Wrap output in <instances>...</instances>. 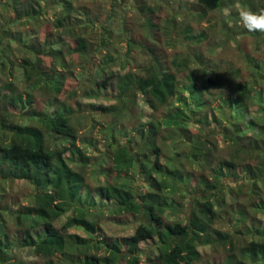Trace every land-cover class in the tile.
Listing matches in <instances>:
<instances>
[{
	"label": "trees",
	"instance_id": "1",
	"mask_svg": "<svg viewBox=\"0 0 264 264\" xmlns=\"http://www.w3.org/2000/svg\"><path fill=\"white\" fill-rule=\"evenodd\" d=\"M42 1L0 0V177L25 180L35 190L26 205L6 199L0 190V211H9L22 229V245L33 249L41 264H118L125 254L140 264L139 245L157 238L158 250L148 255L147 264H201L206 248L216 264H264V53L253 56L245 49L240 66L212 71L204 62L212 53L200 49L207 34H194L185 23L190 17L212 26L209 15L221 13L224 0H196L180 17L163 21L144 0H121L113 5L119 15L110 14L103 23L87 16L80 26L72 21L75 8L64 2L53 21L55 32L43 42L38 35L26 40L21 30L27 26L20 25L43 16ZM127 3L131 8L124 7ZM123 12H133L129 24L131 18L143 23L142 41H127L121 56L114 43L123 39L127 22L113 24ZM222 26L229 31L221 29L223 35L239 39V22L230 26L224 20ZM94 30L97 46L90 40ZM162 31L165 45L158 37ZM174 32L195 45L183 53L200 63L199 69L165 74L158 56L167 54ZM253 36L255 43L264 42ZM102 47L108 50L102 56L105 67L122 66L110 106L97 102L110 80L97 79L103 67L81 74V80L74 78L70 62L75 55L92 62ZM136 50L150 64L142 72L129 68ZM172 55L175 64L183 61L184 54ZM48 57L54 61L49 68L43 65ZM70 78L81 83L78 112L62 93L71 92ZM38 91L57 103V111L42 109L40 101L36 106ZM91 176L97 185H90ZM229 197L228 211L217 210L216 204L227 206ZM109 202L112 215L139 220L127 240L138 254L100 238L98 225ZM169 209L175 210V220L166 218ZM61 217L65 223L59 229L55 223ZM220 221L229 230L217 228ZM38 228L41 232L34 233ZM9 238L0 212V264H27L12 260Z\"/></svg>",
	"mask_w": 264,
	"mask_h": 264
},
{
	"label": "rangeland",
	"instance_id": "2",
	"mask_svg": "<svg viewBox=\"0 0 264 264\" xmlns=\"http://www.w3.org/2000/svg\"><path fill=\"white\" fill-rule=\"evenodd\" d=\"M148 3V5L153 8L155 12V16H158L163 21L164 18L173 17V15H178L180 17L181 14H184L183 10L185 7L191 8L194 7V3L196 0H179L181 7L178 4L177 0H172V5H167L165 0H144ZM64 2H69L73 5L75 8V12L72 17V21L76 24L81 23L82 21L86 20L87 16H90L93 19H98L100 23H103L106 19H108L110 14H113L116 10H118L119 7L113 8V5L116 3H121V0H47L42 1L40 8L42 11H44L43 16H41L39 19L31 20L29 22H24V25L20 26H27L24 29L21 30L22 37L24 36L26 40H29L30 37H37V35L42 39L41 41H45V37L54 29L53 21L56 19L57 13L60 11L59 5H61ZM133 2L132 0H129L128 3ZM126 4L124 7L131 8V5ZM124 4V3H122ZM121 4V5H122ZM239 4L243 8H249L254 11H258L261 8H264V0H224V6L221 11V13L210 14L209 17H212V26H209L210 23L208 21H203L198 23L196 20L191 22V18L187 17L186 24L191 25L192 32L194 34H200L202 32L207 34V41L204 42L201 46V50H206L205 53H212L210 55V59L207 61V59L204 61L205 63L209 62L210 68H212V71L214 70H224L228 67H234V66H240L242 63V57L241 54L244 52V50H248V53L257 56H261L264 53V42L263 39H260V43L258 42V39H256V43L254 42V36H262L264 37V32H249L246 28L243 27L242 23L240 22L239 14L236 9V5ZM116 9V10H115ZM227 9V11H225ZM86 11V13H82V11ZM120 11V10H119ZM118 11V12H119ZM83 14L82 16L81 13ZM114 13L113 15H119V13ZM200 12V11H199ZM80 14V15H79ZM125 16H119L113 26L117 27L119 25L124 26V23L129 20L128 17L133 16V12L124 13ZM78 15V16H77ZM183 17V16H182ZM226 20L228 23H230V26H232L233 23L239 22L240 26V36L238 40H235L232 37L223 35L224 29L226 34L229 32L225 29V26H222L223 21ZM222 22V24H221ZM128 23V22H127ZM126 23V30L125 35H123V39H119L115 41V45H117L120 50L121 56H124V54L127 52V41L129 40H137L138 42L142 41L140 39V35L142 34V31L140 30V26L142 25L143 21L140 19H130V24ZM31 26H37V27H31ZM80 26V24L78 25ZM246 32L248 33V36L243 37L241 33ZM55 32V29H54ZM98 30L90 31V40L92 43L95 42L96 46L99 44L98 41ZM163 31L158 35L161 42L164 45L166 44L167 36L162 35ZM33 34V35H32ZM67 37V36H65ZM169 38H171L172 44L167 48L166 55L165 56H158L160 58V61L162 62V67L165 68V74H177L176 71H179L180 69L184 70V68H200V63H195L194 60L191 58V55H187L183 53L185 50L189 48V46L194 47L195 45H191L189 41L184 40L181 35L177 36L174 32L171 33ZM115 39V36L113 37ZM176 39H179L182 45H177V48L173 47V43L176 44ZM59 40V39H58ZM28 42V41H27ZM242 43V45H240ZM114 45V46H115ZM161 46V44H160ZM34 46H32L33 48ZM112 51V50H111ZM108 53V50L105 47H102L98 53H95L94 61L92 62H85V60H82L80 57L75 55L74 59H70L71 64H73L74 69V78L77 77L81 78L80 75L90 76L93 73L98 72V69L103 67V72H98V78L99 80L103 78L110 79L108 81V85L106 87V93L103 98H100L97 102L101 103L106 106L113 105L116 101V93H117V74L122 70V66L120 64H114L111 66L105 67L102 63V56H105ZM112 53H114L112 51ZM241 53V54H240ZM177 54L180 56L181 54H184V57L180 56L179 64H175L172 62L173 55ZM168 56V58L165 60V57ZM131 62H133L131 65H129V68H132L133 72H142L143 68L148 67L150 64L148 62V59L145 58L142 53H140L139 50L133 51L130 55ZM20 58V55L18 56ZM20 61V59H18ZM54 62L51 57H48L47 59H43V65L49 68ZM119 63V62H117ZM55 66H58L56 62L54 63ZM182 66V67H181ZM181 67V68H180ZM69 85L68 88L71 90V92H76L77 95H74L68 89L63 90V94H65L66 99L68 102L75 106V110L78 112V101L81 100L79 98L81 94V83L78 84V82L74 81V79H68ZM82 80V78H81ZM36 106L39 105L42 109L44 107H47L51 111H57V104L55 101L51 102V98H48V94L43 92H36ZM97 100V99H96ZM95 100V101H96ZM140 105L144 108H146L143 101L140 102ZM81 115V114H80ZM89 116V115H87ZM89 118V117H88ZM90 119V118H89ZM91 122V120H89ZM86 120H83L82 124H86ZM75 125L78 127L80 126V122H74ZM89 125V124H87ZM81 127V126H80ZM79 127V128H80ZM89 128V127H88ZM80 132H84V129H79ZM98 130H95L94 134L97 135ZM98 137H101L100 135H97ZM92 173V172H91ZM3 178L0 177V190L5 194L6 199L8 200H15L18 201L19 204L26 205L28 203L33 202L35 190L34 187L29 184L25 180L21 179H15V180H1ZM97 179L96 176H91V179L89 181L91 186L97 185ZM101 184H103L101 182ZM230 196V195H228ZM15 202H10L9 204H12ZM230 203H233L231 198L229 197L228 205L227 206H221L220 204H216L217 210H222L224 212L228 211V207H230ZM103 206L104 209H106L105 217L102 218V221L98 225L99 229V236L100 238L104 239L105 242L114 241L115 243H119L122 247L126 246V250L134 251L136 252L138 248L132 249V247L127 244L128 238H130L136 229V227L139 224L138 219H133L129 216H120L118 214L112 215L108 209L111 208L113 205L111 202L104 203ZM173 211V212H172ZM167 210L165 216L166 218L170 216L171 220H175V210ZM1 214L4 215L5 219V225L7 226V230L9 233V244L12 248L11 256L13 257L12 260L16 263L18 261L24 262V263H34L36 260L39 261L41 264V260L38 259V257H35L33 249L29 247H25L22 245V242L24 240V233L20 227H18L17 223H15L14 218L10 215L9 211L1 210ZM227 221V220H226ZM226 221H220L216 223L217 228H220L222 230H229V226L226 223ZM228 222V221H227ZM65 223V217H61L56 223L57 228H61L62 225ZM232 224V223H230ZM41 228H38L34 233L38 234L41 232ZM70 233H78L80 235L86 236L85 232L80 229H70ZM100 238H97L96 240H99ZM95 240V241H96ZM159 242L157 238L145 241L139 245V255L137 256L140 264H147L149 261L148 255H151L150 257H154L156 255V252L158 250ZM129 246V248L127 247ZM125 250V252H126ZM205 254L207 253L206 260L202 262L201 264H216V261H214L215 256L210 253L209 248L202 249ZM102 253L104 251H101ZM138 254V251H137ZM134 257L127 256V254L123 255L118 264H136L134 261ZM19 263V262H18Z\"/></svg>",
	"mask_w": 264,
	"mask_h": 264
},
{
	"label": "clouds",
	"instance_id": "3",
	"mask_svg": "<svg viewBox=\"0 0 264 264\" xmlns=\"http://www.w3.org/2000/svg\"><path fill=\"white\" fill-rule=\"evenodd\" d=\"M235 7L244 28L249 32H264V8L254 11L249 8H243L239 4Z\"/></svg>",
	"mask_w": 264,
	"mask_h": 264
}]
</instances>
